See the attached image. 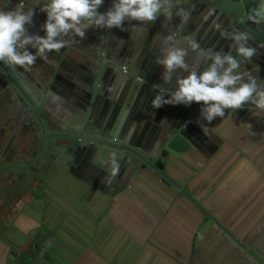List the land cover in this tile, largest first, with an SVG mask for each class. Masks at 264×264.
I'll return each instance as SVG.
<instances>
[{
  "label": "crops",
  "instance_id": "obj_1",
  "mask_svg": "<svg viewBox=\"0 0 264 264\" xmlns=\"http://www.w3.org/2000/svg\"><path fill=\"white\" fill-rule=\"evenodd\" d=\"M148 71L156 81L154 61ZM141 110L156 117L160 109L149 98ZM253 111L244 104L206 123L203 147H181L166 169L264 262V112ZM71 168L48 172L11 208L0 204V264H189L193 243V264H258L151 170L116 191L103 168Z\"/></svg>",
  "mask_w": 264,
  "mask_h": 264
},
{
  "label": "water",
  "instance_id": "obj_2",
  "mask_svg": "<svg viewBox=\"0 0 264 264\" xmlns=\"http://www.w3.org/2000/svg\"><path fill=\"white\" fill-rule=\"evenodd\" d=\"M43 2L27 1L34 10L32 18L45 16L39 11ZM111 2L106 3L105 10ZM176 6L183 7L188 17L183 20L175 15L174 8L170 18L158 17L154 21L153 58L149 56H153L149 53L150 47L145 44L118 40L116 28L107 29L105 34L93 29L91 44L70 45L85 51L89 62L82 64L77 58L72 67L65 64L62 69L65 71L60 73L68 76L69 80L46 73L45 91L40 98L33 93L35 91L17 90V96L28 108L36 129L22 130L23 133L18 136L14 133L9 135L8 129L4 128L0 135V203L5 201L8 204L13 196L20 193H36L46 174L58 171L59 167H65L69 172L72 166L81 170L95 167V174L99 172V167L103 168L106 180L117 186L116 191L123 189L139 170H151L165 185L188 198L205 215V222H213L256 263L264 264L250 247L244 245L193 196L185 180L173 179L168 174V157H178L182 149L194 144L192 139L204 137L208 132L206 122L198 120L200 106L195 103L188 107L163 105L156 117L141 110L144 102L149 98L151 102L156 94L153 85L163 86L159 79L161 68L158 69L154 62L156 81H151L148 69L169 46L170 42L166 39L169 35H173L172 42L177 46L188 49L186 60L191 64L197 63L199 56L197 51L190 49V41L203 49L228 50L230 41L221 38L216 25L227 31L247 32L250 46L256 48L252 57L262 59L264 16L254 18V10L261 8L260 0H178ZM62 51L69 53L66 48ZM249 62L242 60L241 70L258 76L264 65L257 59L253 64ZM144 69L146 74L143 75ZM174 83L173 80L168 86L169 91ZM37 86L30 82L29 89L34 90ZM56 94L59 98L54 96ZM56 104L64 109L59 110L62 112L60 117L55 113ZM42 105L44 109L41 110ZM166 119L169 120L167 124ZM194 251L195 243L189 264L194 263Z\"/></svg>",
  "mask_w": 264,
  "mask_h": 264
},
{
  "label": "clouds",
  "instance_id": "obj_3",
  "mask_svg": "<svg viewBox=\"0 0 264 264\" xmlns=\"http://www.w3.org/2000/svg\"><path fill=\"white\" fill-rule=\"evenodd\" d=\"M104 0H44L39 11L45 15L40 25L43 35L29 34L34 10L26 0H18L12 8H0V61L8 65H32L38 57L59 51L68 44L65 37L84 39L89 30L120 29L126 21L154 22L158 17L175 15L186 20L188 12L177 7L178 0H112L104 12L98 11ZM256 16H264V0ZM221 38L230 41L228 50L200 48L190 41V49L197 51L199 61L186 60L188 49L177 46L173 35L162 54L155 59L161 68V84H155L156 94L151 107L163 105H199L198 120L210 124L214 118H225L244 104H250L253 115L264 112V84L247 70H241L242 60H250L256 48L250 46V35L243 31H227L216 25ZM234 53V54H233ZM239 58V59H238ZM175 81L169 91L168 86ZM167 86V87H165ZM230 110L227 114L225 110Z\"/></svg>",
  "mask_w": 264,
  "mask_h": 264
},
{
  "label": "flooded vegetation",
  "instance_id": "obj_4",
  "mask_svg": "<svg viewBox=\"0 0 264 264\" xmlns=\"http://www.w3.org/2000/svg\"><path fill=\"white\" fill-rule=\"evenodd\" d=\"M26 6L29 7L28 4L32 5V2H29ZM110 0H104V3L98 9V11H104L106 8V3ZM18 0H0V8H12ZM45 16L41 19L32 18V24L26 26L29 34H38L43 35V32L40 31V25L44 22ZM107 29L103 31L99 30V33L105 34ZM118 31V40L122 42H137L139 44H145V46L152 47L154 44V22H137V21H126L123 27V30L117 29ZM93 32L89 30L84 39H79L75 37H65L68 40V44L66 50L69 53H63L62 49L59 51H50L43 58L38 57L36 61L32 65L26 66H15L8 65L5 62L0 64V135L3 134L4 128L8 129V134H17L21 135L22 130H29L31 127L36 129L34 121H32V117L30 116L29 110L24 104L20 101L17 96V90H28V92L36 93L40 98L42 92L45 91L44 81H46L45 74H56L58 75V79L69 80L68 76H63L60 71L63 69L65 64L73 66L74 61L78 58H83L89 62V56L84 53L85 51L79 50L78 48L71 47V43H81L84 45L91 44V36L90 34ZM117 37V36H116ZM105 37H103L104 42ZM116 40V38H115ZM78 49V51H77ZM67 55V56H66ZM253 58V57H251ZM250 59L249 63L253 64L256 59L257 62L264 65V57L261 58ZM49 66V67H48ZM67 66V65H66ZM69 70V69H68ZM65 71V70H62ZM258 80L260 83L264 84V69L258 74ZM14 80H16L19 87ZM30 82L38 85L34 90H31ZM40 86V87H39ZM58 97V95H54ZM59 98V97H58ZM40 101L39 99H37ZM44 109L43 105L40 108ZM13 128L11 129L10 127ZM8 127V128H7ZM6 132V131H5ZM36 132V131H35ZM23 133V132H22ZM7 135V137H9ZM34 136H38L35 134ZM205 137V136H204ZM204 137H200L199 139H192L196 147H203L200 145L202 141H205ZM207 149H211V146H207ZM212 150V149H211ZM170 187V186H168ZM27 195L20 193L16 197H12L11 201L8 204H5V201L0 204L3 205L4 209H9L12 206L16 205L19 201H21Z\"/></svg>",
  "mask_w": 264,
  "mask_h": 264
}]
</instances>
